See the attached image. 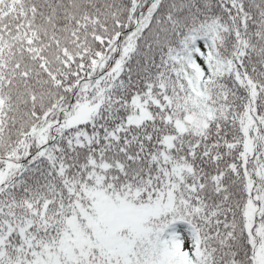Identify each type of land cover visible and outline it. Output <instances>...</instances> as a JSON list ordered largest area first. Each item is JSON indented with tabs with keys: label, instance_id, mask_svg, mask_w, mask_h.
Listing matches in <instances>:
<instances>
[{
	"label": "snow or ice",
	"instance_id": "6c2138e0",
	"mask_svg": "<svg viewBox=\"0 0 264 264\" xmlns=\"http://www.w3.org/2000/svg\"><path fill=\"white\" fill-rule=\"evenodd\" d=\"M0 264H264V0H0Z\"/></svg>",
	"mask_w": 264,
	"mask_h": 264
}]
</instances>
